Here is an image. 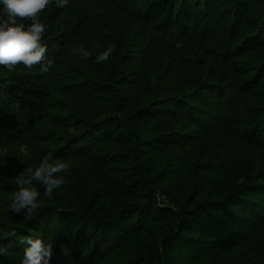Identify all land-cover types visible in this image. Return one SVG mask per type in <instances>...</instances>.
I'll return each mask as SVG.
<instances>
[{
    "label": "trees",
    "instance_id": "1",
    "mask_svg": "<svg viewBox=\"0 0 264 264\" xmlns=\"http://www.w3.org/2000/svg\"><path fill=\"white\" fill-rule=\"evenodd\" d=\"M40 16L48 70L0 65V264L29 236L50 264H113L153 220L158 241L119 264H264L243 222L264 216V0H53ZM50 151L65 183L11 210Z\"/></svg>",
    "mask_w": 264,
    "mask_h": 264
},
{
    "label": "clouds",
    "instance_id": "2",
    "mask_svg": "<svg viewBox=\"0 0 264 264\" xmlns=\"http://www.w3.org/2000/svg\"><path fill=\"white\" fill-rule=\"evenodd\" d=\"M53 0H0V65L9 71L15 69L16 65L23 64L31 69L39 64L41 71H47L52 65L51 59L47 63L45 54L48 50L43 42L46 26L41 20V12L45 10ZM56 4L63 7L68 0H55ZM31 20L25 24L24 19ZM115 45L107 47L98 56L96 62L109 60ZM81 59L88 58L91 53L85 49H77ZM69 162L57 159L53 152L46 153L41 163L34 170L29 169L31 176L28 179L20 174L16 178L19 185L18 190L13 193L11 210L19 213L22 210L33 213L40 207L41 192L37 185H43V194L51 199L54 190L65 183L63 175H57L70 169ZM35 182V183H34ZM26 185V186H25ZM14 233L0 232V241ZM27 245L23 252L21 264H50L52 256V244L43 238L31 236L24 238ZM11 243L5 245L0 243V256L4 255Z\"/></svg>",
    "mask_w": 264,
    "mask_h": 264
},
{
    "label": "rangeland",
    "instance_id": "3",
    "mask_svg": "<svg viewBox=\"0 0 264 264\" xmlns=\"http://www.w3.org/2000/svg\"><path fill=\"white\" fill-rule=\"evenodd\" d=\"M16 152L23 154L20 156L24 157V162L26 163H35L37 161L33 156H28L29 154L25 152L24 148H16ZM243 222L250 227L254 235L252 243L248 245V249L259 253L264 249V216L257 218L245 217ZM159 227L160 222L153 220L140 235H128L120 245L114 248V251L108 258H114L113 264H119L118 262L144 254L158 241L161 234ZM178 264H184V260L179 259Z\"/></svg>",
    "mask_w": 264,
    "mask_h": 264
}]
</instances>
